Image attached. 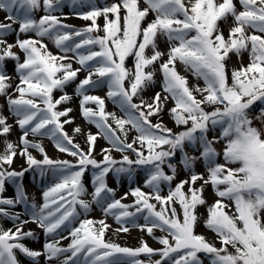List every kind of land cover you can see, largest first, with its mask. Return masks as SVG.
<instances>
[{
  "label": "snow or ice",
  "instance_id": "snow-or-ice-1",
  "mask_svg": "<svg viewBox=\"0 0 264 264\" xmlns=\"http://www.w3.org/2000/svg\"><path fill=\"white\" fill-rule=\"evenodd\" d=\"M65 6L91 23L82 28L65 23ZM0 10L5 13L0 20V97L5 100L0 104V221L12 224L0 223V264H21L17 253L30 264H41V258L44 264H204L205 259L264 264V0H0ZM221 22L228 26L227 36ZM10 35L14 43L5 38ZM45 39L62 54H53ZM232 55L238 68L228 66ZM8 60L18 83L7 70ZM178 64L203 86L190 85ZM81 71L85 76L74 95L81 116L98 132L76 126L70 135L65 125L75 122L74 109L58 106L73 100L65 89ZM157 71L161 90L145 99L142 93L156 83ZM104 87V97L89 94ZM54 91L62 94L56 98ZM106 100L123 116L106 111ZM169 100L178 132L163 123ZM258 102L262 107L256 109ZM14 126L21 132L17 141L8 138ZM74 135L84 137L86 150ZM38 137L73 159L51 158ZM98 137L110 145L101 149L99 161L94 156ZM217 144L223 147L218 150ZM113 151L121 153L119 160ZM18 156L24 161L19 171L12 168ZM197 162L205 172L195 170ZM177 163L187 175L173 186ZM138 172L143 187L133 186ZM26 173L36 183L52 178L40 205L34 197L30 201ZM110 174L117 185L128 182L119 198L108 184ZM206 186L215 197L210 205ZM9 187L11 196L5 195ZM129 196L132 203H123ZM19 205L22 211H16ZM93 205L119 225L115 234L136 228L161 247H150L142 237L135 248L106 239L111 225L88 218ZM29 223L42 230L40 250L23 243L40 240L35 231H25ZM201 224L214 234L213 241L197 232ZM63 240L70 242L62 246Z\"/></svg>",
  "mask_w": 264,
  "mask_h": 264
},
{
  "label": "rangeland",
  "instance_id": "rangeland-1",
  "mask_svg": "<svg viewBox=\"0 0 264 264\" xmlns=\"http://www.w3.org/2000/svg\"><path fill=\"white\" fill-rule=\"evenodd\" d=\"M97 3L99 4L100 0H97ZM88 10H89L88 8L80 9V11H88ZM63 12L66 15L69 16V19L65 20L64 22L68 23V24H71V25H74L77 28L85 27V26H87V25H89L91 23L90 21H84L83 19H80V18L76 17L75 15H72L71 14V9L68 6L64 7ZM35 15H36L37 18L40 15H43L42 10L36 12ZM4 16H5V13L2 10H0V20H2L4 18ZM100 22L102 23V20ZM14 27L18 28L17 25H14ZM221 27L224 29L225 36H227L228 35V26L226 24H224L223 22H221ZM29 35H32V34H29ZM5 38L8 40L9 43H14L15 42V35H10V36H7ZM20 38L23 39L25 37L23 36V34H21ZM43 42L48 45V48L53 52V54H56V55L62 54V53H60V51L55 47V45L51 41L45 39ZM158 43H159V47H160V49L162 51H167L168 45L163 40H158ZM13 51H17L18 52L19 50L18 49H13ZM68 55L72 56L73 54L69 53ZM165 59H166V57H165ZM248 62H249L248 54L244 53V55H243V63L245 65H247ZM5 63H6L7 70L13 76L14 83H18V79L16 78L15 72H14V63L11 60L6 61ZM127 65L129 67H132V60L131 59H129L127 61ZM72 66H73V68H78L79 64H77L75 62V60H73ZM228 66L230 68L231 67H237L238 68L240 66V64L238 62V59H237V57L235 55H232L231 59L228 61ZM177 67H178V70L181 72V74L186 75L188 77L190 85H195L196 83H199L201 86H203V82L202 81H197L191 76L190 73L184 72L183 66L178 64ZM157 68H158V65H157ZM147 70H149V69H146V71ZM84 76H85V73L83 71H81L78 74L77 81L74 82V83L69 84L66 87V89H65L66 92H68L69 94L73 95V100L69 104H61L60 106H58L61 110L63 108H66V107H71V108L74 109V111L72 113H70V116L74 117V121L75 122L73 124L65 125V130L70 135H73V129L76 126H80L85 131H91L92 133H97L98 132V129H96L94 125L88 124L83 119V117L81 116L80 109H79V99L80 98L76 97L74 95V89L76 87V84L79 82L80 79H83ZM155 80H156V83L154 85L150 86L146 91H144L142 93V95H143V97L145 99H150L154 95L155 92L161 90L160 82L162 80V76H161L159 71H157V73H156ZM106 91H107V88L104 87V88L96 89L95 91H92L89 94H94V95H99L101 97H104L105 94H106ZM61 94L62 93L59 92V91H54V93H53L54 97H56V98H58ZM3 103H5V100H4L3 97H0V104H3ZM90 106H92V105H90ZM171 107H173V102L171 100H169L167 102V104H166V107H165V110H164V113H163V123L168 128H171L174 132H178L181 129L177 128L175 126L174 121L170 118V116L168 114V109H170ZM260 107H261L260 104H256L255 105L256 109H258ZM106 111L115 112L118 116H123V113L110 100H106ZM4 114L9 116V123H13L15 118L12 117L11 114L6 109L4 111ZM61 119L63 120L64 118H61ZM151 119L155 123L156 120H157V117L153 116ZM109 122H111V121H109ZM256 126H259L258 122H256ZM20 135H21V132H20L18 126H14L13 129H12L11 135L8 138L13 140V141H17L19 139ZM133 135H134V133H130L129 140L132 139ZM36 139L39 140L40 142H42V144L45 147L48 155L51 158H53V159H57V158H59V159H69V160L73 159L72 157L67 156L66 154L59 153L54 148L52 142L50 140H48L46 137H38ZM74 140H75L76 143L81 144V146L84 147L85 150H86V145L84 144V137L82 135H74ZM105 147H110V145H108L107 141L104 140L102 137H98V139L96 141V145H95V151H94V156H95V158L98 161L103 159V156L101 154V149L105 148ZM216 147L219 150V149H221L223 147V145L222 144H217ZM0 148H2V144H0ZM186 151H188L190 155L192 154V150L191 149H186ZM33 154L36 155L37 158H42V157L39 156V154H37L35 152ZM128 154L131 155V153H128ZM112 155L117 160H119L121 158V153L113 151ZM178 159H179V153H177V157H176L177 161H178ZM23 164H24L23 159L18 156V157H16L14 159V163L12 165V168H14L17 171H19L20 170V166L23 165ZM177 168H178V175L176 177V180L173 182V186H174V184L176 182H178L181 179H184L185 176L187 175L186 172L183 170L182 166L179 165L178 163H177ZM195 170L198 173L205 172V169L202 166L201 162H197L196 163ZM165 171L167 172L168 169L165 168ZM90 176H91V172H87L85 174V178H84V181H85V183H86V185L88 187L89 194L93 191L92 186L89 183ZM135 180H136V184L133 185V186L139 185V186L143 187V181H144L143 173L138 172L136 177H135ZM50 183H53L52 178H51L50 175L48 177H46L44 180L40 181L39 183H36V182H34L32 180V174L31 173H26L25 174V179H24V184H25L27 193L29 195L30 201L34 197L35 198V203L37 205H40L42 203V189L45 187L46 184H50ZM108 184H109L110 187H113V188L117 189V192H116V197L117 198H119L121 195H123L124 192H126L128 190V182H127L126 179H122L120 184L117 185L111 174L108 177ZM199 184H200V182L198 181L196 186L198 187ZM143 190L144 191H148V189H143ZM166 191H167V189L165 188L163 194H166ZM12 194H13L12 193V188L9 187L8 191L5 193V195L11 196ZM204 196L207 199V202H208L209 205L211 203H213V200L215 199V197L213 195L211 186H206V189H205V192H204ZM84 198L90 200L91 196L87 195ZM132 201H133V198L131 196H129L127 200H124L122 202L123 203H132ZM152 202L155 203V201H152ZM22 210H23V206L22 205L17 206L16 211H22ZM198 211L200 213H204L205 212V207H200L198 209ZM27 218L28 217H25V219H27ZM88 218L94 219V220H99V219H102V218L106 219V222L109 225H111V228L107 232L106 239H110V240L120 244L121 246H127V247L135 248V247L139 246V240L142 237L145 241H147V243L149 244L150 247H152L154 249H158V248L161 247V245H159L154 239H152V237L148 236L146 234V232H141L139 229H136V228H131L129 233H120L118 235L115 234V229L119 225L116 224L115 220L111 216L104 217L103 214H102L101 209L99 207L95 206V205H93L92 210L88 214ZM0 223H3L5 228L12 227V224L9 221H6V220L5 221H0ZM138 223L142 224L143 220L138 221ZM129 227H131V226L129 225ZM30 229L35 231L39 235L40 240H39V242H36V241H32V240H27L26 239V240L23 241V243H25L26 246H28V247H30V248H32L34 250L42 249V244L44 242V237H43L42 230L39 229L37 227V225L34 224V223H29V224H27L25 226V231L30 230ZM197 232L204 234L210 242L215 239L214 234L212 232L208 231L207 229H205L203 227V224H201L197 228ZM154 234L156 236L163 235V233H161L159 230H154ZM62 235H67V232L66 231L63 232ZM69 242H70L69 240H63L62 241V246H67V244ZM216 246L220 247V245L218 243L216 244ZM17 257L21 261V264H30V261L28 259H26L22 254L17 253ZM201 258L204 259V256L202 254H201ZM140 259H145V257L142 255L140 257ZM153 259H159V257L155 256V257H153ZM41 264H44L43 258H41ZM53 264H58V262H53ZM204 264H208V260L207 259L204 260Z\"/></svg>",
  "mask_w": 264,
  "mask_h": 264
}]
</instances>
